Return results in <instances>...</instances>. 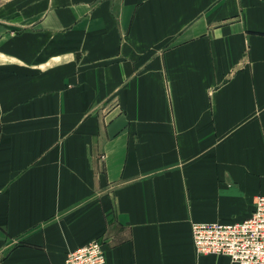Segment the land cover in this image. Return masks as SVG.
<instances>
[{"label": "crops", "instance_id": "1", "mask_svg": "<svg viewBox=\"0 0 264 264\" xmlns=\"http://www.w3.org/2000/svg\"><path fill=\"white\" fill-rule=\"evenodd\" d=\"M259 194L264 0L0 3V264H236Z\"/></svg>", "mask_w": 264, "mask_h": 264}, {"label": "built area", "instance_id": "2", "mask_svg": "<svg viewBox=\"0 0 264 264\" xmlns=\"http://www.w3.org/2000/svg\"><path fill=\"white\" fill-rule=\"evenodd\" d=\"M193 241L199 254H223L236 264H264V194L248 218L230 222H194ZM103 244L93 241L68 253L64 264H105Z\"/></svg>", "mask_w": 264, "mask_h": 264}, {"label": "rangeland", "instance_id": "3", "mask_svg": "<svg viewBox=\"0 0 264 264\" xmlns=\"http://www.w3.org/2000/svg\"><path fill=\"white\" fill-rule=\"evenodd\" d=\"M5 0H0V3L4 2Z\"/></svg>", "mask_w": 264, "mask_h": 264}]
</instances>
